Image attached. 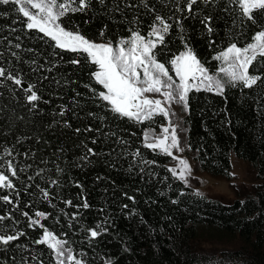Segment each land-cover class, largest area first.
Masks as SVG:
<instances>
[{
	"label": "trees",
	"instance_id": "obj_1",
	"mask_svg": "<svg viewBox=\"0 0 264 264\" xmlns=\"http://www.w3.org/2000/svg\"><path fill=\"white\" fill-rule=\"evenodd\" d=\"M138 4L139 0H107L101 7L93 0L91 10L69 14L62 23L92 41L116 45L130 37V27L146 36L156 15L181 16L175 0L128 7ZM17 7L0 4V67L6 76L32 87L39 99L29 102L26 89L0 77V172L15 185L0 189V196L13 200H0V215L11 216L0 221V234L24 233L0 245V264H56L46 245L34 243L43 229L30 228L24 212L33 219H40L36 212L50 214L40 223L68 241L65 246L83 264H264V184L229 204L197 195L173 175L171 157L145 146V136L159 132L167 118L136 123L111 112L95 94L105 91L92 76L98 67L83 54L57 49L58 55H53L47 38L37 39L35 30L26 29ZM233 8L220 0L211 13L210 6H200L197 19L183 20L187 42L209 74L218 78L225 65L214 57L231 43L244 47L256 31L264 30V18L253 26L235 19ZM209 14L216 29L212 36L199 22ZM133 18L137 24L128 23ZM168 22L172 29L165 37L166 47L158 46L156 52L175 78L168 62L184 51V44L175 23ZM209 40L216 43L209 47ZM72 58L81 63H68ZM254 71L262 80L253 89L237 85L226 87L223 97L209 92L190 95L180 138L198 171L230 181L234 156L264 181V63L257 69L254 62L249 73ZM88 148L97 155L88 154V161H83ZM9 163L16 169L15 177ZM67 200L73 207L64 203ZM84 200L89 208L74 207ZM98 225L107 230L90 239L87 230ZM200 228L238 237L241 246L218 258L201 257L192 248Z\"/></svg>",
	"mask_w": 264,
	"mask_h": 264
},
{
	"label": "snow or ice",
	"instance_id": "obj_2",
	"mask_svg": "<svg viewBox=\"0 0 264 264\" xmlns=\"http://www.w3.org/2000/svg\"><path fill=\"white\" fill-rule=\"evenodd\" d=\"M114 2V0H113ZM220 0H175V11L181 13L179 17H168L165 19L156 15L154 22L149 26L150 30L147 35H142L138 28H129L130 37L120 39L116 45L111 41L107 43H97L86 38L77 30L73 31L66 28L62 23V18L69 14L85 13L93 7V0H0V4L9 5L14 3L17 11L24 18L27 30H35L37 39L47 38L46 43H50L53 49V55H58L55 51L69 52L74 54H83L84 59L98 67L92 76L97 84L101 85L105 91L95 93L97 98L107 103L109 110L119 117L127 118L136 123L151 121L157 116L169 117L170 106L173 102L181 104L185 109L189 108V97L193 93L209 92L217 96H224L226 87H236L237 85L245 89H253L258 86L262 76L255 71L249 73V67L257 62V69L260 63H264V30L256 31L251 37V42L244 47H238L237 43H231L226 49L222 50L214 57L221 61L226 67H221L222 77L210 75L208 69L198 58L194 49L186 40V32L183 20L197 19L198 9L200 6H210L212 8ZM96 3L105 7L107 0H96ZM143 5L148 7V0H139L138 5H128V7H137ZM228 6H234L233 11L236 13L235 19L241 22L248 21L255 26L260 18H264V0H227ZM194 6H197L194 9ZM119 5H117V10ZM34 10V11H33ZM223 11H228V7H223ZM187 13V15H184ZM235 19L233 23H235ZM172 20L181 34V40L184 44V51L179 55L173 56L168 62L171 65L175 78L170 74L169 68L163 62L157 59L158 46L166 47L165 37L168 36L172 29ZM204 26L206 33L212 36L216 29L213 26V16L205 15L199 19ZM129 24H137L136 18L128 21ZM42 34V35H40ZM101 36L104 32L99 33ZM215 40H209V47L215 44ZM19 47V45H16ZM30 51V49H29ZM15 55V53H13ZM34 63V61L32 62ZM72 65H79V58H72L68 61ZM0 77L12 80L14 84L21 85L19 78L8 74L6 70L0 67ZM88 87V86H86ZM30 93L27 99L29 102H35L39 99L37 94L32 91V87L26 89ZM147 94H158L163 99H153ZM90 130V129H89ZM76 131H79L77 129ZM161 135L153 137L146 135L145 146L153 151H160L165 155L172 157V149H179L180 144L176 130L168 125L162 127ZM95 142V141H93ZM125 141H121L124 143ZM88 154L92 156L97 153L87 149V153L81 157L83 161H88ZM133 155H139V151ZM145 163H151L145 161ZM184 166V171H189V165L180 160ZM59 170V169H58ZM9 171L15 177L16 169L9 163ZM173 175H176L173 171ZM184 177H181L183 179ZM53 184L57 183L52 181ZM80 187V185H77ZM15 185L7 175L0 172V189H14ZM45 198L49 197L46 190H42ZM18 194V193H17ZM199 195V193H197ZM129 199H133L129 197ZM7 204H12L13 200L8 195L0 196ZM51 203V201H49ZM175 203V201H173ZM64 203L73 207L72 201L67 200ZM77 209H87L90 205L86 200L81 205H75ZM29 219V227L39 226L43 229L41 237L34 241L37 245H46L54 255L56 264H83L82 260L73 255L72 249L66 247L68 241L59 239L54 233L49 231L40 223V219H47L48 213L36 212L35 216L40 219H33L27 212L23 213ZM77 214H72V219H76ZM11 219V216L0 215V221ZM106 228L88 229L89 238L95 239ZM23 232L16 234H0V245H9L23 236ZM35 259V257H33Z\"/></svg>",
	"mask_w": 264,
	"mask_h": 264
},
{
	"label": "rangeland",
	"instance_id": "obj_3",
	"mask_svg": "<svg viewBox=\"0 0 264 264\" xmlns=\"http://www.w3.org/2000/svg\"><path fill=\"white\" fill-rule=\"evenodd\" d=\"M34 11V10H33ZM107 43V42H97ZM226 67V65L224 66ZM218 75H223L221 71ZM217 77V76H215ZM153 99H163L158 94H147ZM187 109L181 104L173 102L170 106V115L167 117V122L162 126H167L168 121H171V126L175 128L179 140L180 148L172 149L173 156L170 169L175 171L177 177L182 183L193 190L195 193L204 196L210 200L221 203H232L238 198H242L250 194L255 185L264 184V181L257 180L255 170L246 162H243L232 156V178L227 181L220 177H212L206 172L198 171L191 156L188 155L185 145L180 138V121ZM162 129V128H161ZM159 132L151 131L148 135L160 136ZM180 160L185 161L189 165V171H184V166ZM181 177H184L181 179ZM241 242L238 237L227 238L212 230L200 228L196 238L192 241V248L196 254L205 258H218L223 252L230 250H238ZM71 264V262H69Z\"/></svg>",
	"mask_w": 264,
	"mask_h": 264
},
{
	"label": "water",
	"instance_id": "obj_4",
	"mask_svg": "<svg viewBox=\"0 0 264 264\" xmlns=\"http://www.w3.org/2000/svg\"><path fill=\"white\" fill-rule=\"evenodd\" d=\"M23 89H27L28 88V85L26 83H22V86H21Z\"/></svg>",
	"mask_w": 264,
	"mask_h": 264
}]
</instances>
